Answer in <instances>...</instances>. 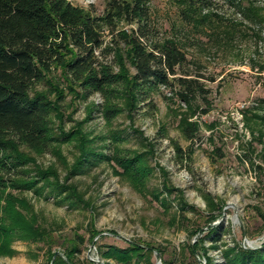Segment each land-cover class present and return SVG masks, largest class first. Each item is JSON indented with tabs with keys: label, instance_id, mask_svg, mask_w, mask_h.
Segmentation results:
<instances>
[{
	"label": "rangeland",
	"instance_id": "1",
	"mask_svg": "<svg viewBox=\"0 0 264 264\" xmlns=\"http://www.w3.org/2000/svg\"><path fill=\"white\" fill-rule=\"evenodd\" d=\"M67 1L94 16L106 8V0ZM144 2L154 41L176 42L187 59L199 65L206 100L185 105L160 87L151 95L152 106L137 102L130 113L117 100L124 109L106 121L101 95L82 97L77 88H67L60 68L52 69L33 91L52 106L53 132L61 136L78 128L91 148L108 159L97 155L70 174L79 155L77 140L44 153L20 147L29 157L25 168L51 169L55 174L48 181L81 201L69 207L59 202L64 194L45 195L48 189L38 195L8 188L5 194L30 204L34 223L50 235L52 245L13 239L12 254L0 256V264H50V252L62 254L76 235L84 239L77 255L82 264H118L103 253L109 247L126 248L129 241L154 249L148 263L139 264H205L201 250L196 259L186 250L200 237L211 264H227L224 251L260 248L264 242V0ZM115 23L118 31L129 28L120 14ZM104 40L109 41L107 30ZM122 62L133 73L124 54ZM112 65L120 71L118 64ZM189 123L193 128L187 138L184 127ZM149 150L144 162L152 171L140 192L119 175L122 170L113 157L147 155ZM177 198L184 203L183 211ZM208 225L215 226L213 234H208ZM197 228L203 229L198 236L193 235Z\"/></svg>",
	"mask_w": 264,
	"mask_h": 264
},
{
	"label": "trees",
	"instance_id": "2",
	"mask_svg": "<svg viewBox=\"0 0 264 264\" xmlns=\"http://www.w3.org/2000/svg\"><path fill=\"white\" fill-rule=\"evenodd\" d=\"M185 1L206 3V0ZM225 1L237 4L241 0ZM204 6L208 7L207 4ZM119 14L129 26L126 31L116 28L115 18ZM106 30L108 42L104 40ZM123 54L133 73L129 74L123 67ZM110 56L112 60L109 62L107 58ZM112 64H118L120 71L115 72ZM56 68H60L67 88H77V94L84 98L94 94L103 97L102 115L106 121H111L124 109L117 100L123 101L130 113L137 102L148 101L147 104L151 105V95L160 87L167 88L185 105L196 99L205 101L207 97L205 77L199 72V65L188 60L176 42L154 41L144 0H106L105 12L100 16L91 15L67 0H0V202L4 201L0 204V256L12 254L9 245L13 239L40 241L48 248L52 245L50 235L34 223L30 204L23 198L5 194L8 188L32 191L38 195L48 189L45 195L64 194L59 197V202H66L69 207L76 200L81 201L73 192L66 193L62 185L48 181L49 176L55 174L51 169L25 168L29 157L20 147L44 153L63 142L77 140L79 155L70 174L80 172L82 166L91 164L97 155L108 159L91 148L89 140L80 135L78 128L61 136L53 132L49 124L52 106L43 94L34 92L33 88L45 81L51 70ZM253 116L263 121L257 115ZM192 125L189 123L184 127L187 138L192 135ZM117 139L114 136L112 140ZM150 155L149 150L147 155L120 157L117 154L113 157L122 170L119 175L140 192L145 190L146 180L152 171L144 162V157ZM41 181L44 183L39 185ZM163 186L170 194L167 184ZM153 194L156 197L158 192ZM161 200L166 207V201ZM177 202L183 211L184 203L179 198ZM214 227L208 225L209 235L215 232ZM202 233V228L193 231L197 236ZM95 237L98 234H94ZM76 238L68 243L63 257L56 255L51 264H82L77 255L84 239L79 235ZM202 240L200 237L186 250L193 259L201 250L205 264H211ZM155 250L162 254L159 249ZM153 251L148 245L129 241L123 249L109 247L103 257L118 264L148 263ZM50 253L49 261L54 255V252ZM224 256L227 264H264V242L260 248L237 247L236 251L230 248L224 251ZM161 262L168 264L165 260Z\"/></svg>",
	"mask_w": 264,
	"mask_h": 264
},
{
	"label": "water",
	"instance_id": "3",
	"mask_svg": "<svg viewBox=\"0 0 264 264\" xmlns=\"http://www.w3.org/2000/svg\"><path fill=\"white\" fill-rule=\"evenodd\" d=\"M56 255H58V256H60V257H63L62 254H60L59 252H55L54 255H53L52 258H51L50 264H51V262L53 261V259H54V257H55ZM158 260H159V258H158ZM95 262L98 263V264H102V262H99V261H95Z\"/></svg>",
	"mask_w": 264,
	"mask_h": 264
}]
</instances>
